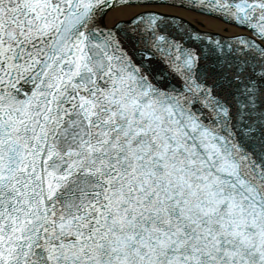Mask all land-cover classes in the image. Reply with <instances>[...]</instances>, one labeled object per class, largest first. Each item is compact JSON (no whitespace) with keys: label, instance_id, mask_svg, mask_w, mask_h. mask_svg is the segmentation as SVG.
<instances>
[{"label":"snow or ice","instance_id":"snow-or-ice-1","mask_svg":"<svg viewBox=\"0 0 264 264\" xmlns=\"http://www.w3.org/2000/svg\"><path fill=\"white\" fill-rule=\"evenodd\" d=\"M0 264H264V0H0Z\"/></svg>","mask_w":264,"mask_h":264}]
</instances>
